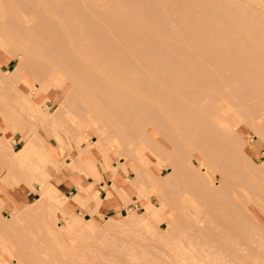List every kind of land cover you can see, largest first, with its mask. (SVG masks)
Returning <instances> with one entry per match:
<instances>
[{
    "label": "rangeland",
    "instance_id": "obj_1",
    "mask_svg": "<svg viewBox=\"0 0 264 264\" xmlns=\"http://www.w3.org/2000/svg\"><path fill=\"white\" fill-rule=\"evenodd\" d=\"M70 1L72 3L74 2L72 4L73 7L77 8V4L75 3L79 4L80 0H68V2ZM91 1L94 4L97 3V6L103 5L100 0ZM209 1L210 5L214 7V9L216 8L217 10L218 8V12L221 11L220 16H222V18L225 20V22L217 24V26L219 25L218 29L220 31H224L227 26L228 29L225 31H228L233 26L235 28H232L233 30L231 31L232 33L236 31V36H233L238 39L239 37H237V35L241 36L245 33V35L241 36V40L243 42L239 41L238 39V43L237 41H232V38L234 39V37H232L231 40L228 39L230 42L240 45L244 43V41L250 42L252 39L254 42L253 48H255V46L259 47L262 44L263 40L259 41L258 39H261L259 37V32L264 31V25H261V22L259 23L260 20L264 19V0H255L251 4L249 2L247 3L246 0ZM209 1L206 0V2ZM56 2L58 3L60 1L53 0V3ZM99 3H101V5ZM80 4H82V2ZM212 4H214V6ZM78 6V9L82 7V5L81 7L80 5ZM119 6L120 0H112L111 4H105L103 7L105 11L104 13L106 14V12H109V14H106L107 16L109 15L108 17L116 16L114 13ZM218 12L216 15L220 17ZM223 12L225 15L222 14ZM198 15L200 17V15L202 16L203 13L200 12ZM216 15L214 14V16ZM2 16H0V18ZM116 18H118V16H116ZM226 19L232 24H227L228 21ZM241 20L243 22H241ZM252 20H254L255 23ZM244 22L250 23L245 25ZM201 24H203L204 28L206 26L204 24L207 23ZM210 26L211 25L209 24V27ZM217 26L216 24H213V26H211V29L212 27L213 29H210V31H219ZM221 26L222 28H224V26L226 27L223 30ZM237 32H240L241 35ZM11 36L12 35L7 34L8 39H6L8 41L10 39L12 40V38H10ZM243 37H246V40L243 39ZM6 39L0 34V71H3L4 73H8L9 70L14 69L16 65V58L13 57L12 50H10L12 48L11 46H14V42L12 43L11 41L10 44H12L10 45ZM228 40L224 39V42L222 43L223 45L221 46L225 47V41L227 42ZM9 50L11 53H9ZM62 57L63 55L60 53L59 58L61 59ZM59 58L57 53L54 55L53 60L57 59L58 61ZM67 66L68 65L65 64L64 68ZM53 67L50 68L51 72H49L48 69L45 71V74L43 73L44 75H42L43 78L45 75L47 76L46 79L44 78L45 96H39L37 94L36 90L41 88V81L39 80L38 75H36L33 70H25L24 66H22V63L20 64L19 70H16L17 73L13 80L0 78V127L4 128L5 134L7 133V139L10 142H8V146L10 145L11 149L17 150L26 144L25 136L28 135L29 131L34 125L36 126L39 135L36 136V140L34 139L35 141L29 142V148H32L31 151V148L29 149V152H38L41 148L43 149L45 147L51 148V145L57 147L58 144L61 145V141L71 145L70 150L67 149L63 154H59L57 156V167L48 162V160L51 158V154L47 153L46 160L41 159V161H37V168L34 169V171L30 170L28 167H25L17 158L8 159L6 152L0 149V264H214L215 261L212 260L215 257L226 259V262H222L221 264H244V262L246 264V259L247 264H251V262L252 264H255L256 261V264H264V245H260V247L258 246L259 242H254L256 238L258 240V236L260 238L264 236V231H262L264 230V208L263 205H261L263 209L260 205V208L257 206V203L260 202L261 204L262 201L264 202V199L260 201L258 198V202H256L257 197L261 196L260 198H263L264 196V192H259L261 190L264 191V186L263 184L261 185V181H264V176L262 177V180L259 179V181L261 180L260 182L257 181V178L254 180L255 184L253 183V185L256 186L257 184L259 186L260 184L263 186H257L256 188L260 189L258 191L248 187V192L246 189L247 186L244 190V185H241V187L239 185V191L244 193L240 194L245 195V198L239 196L240 194L237 193L236 187L238 186L234 187V191L236 190V193L234 192L235 202L240 207H248L251 210L255 220L258 222L259 229L261 230H257V232H255L253 228L255 227L256 230L257 224L254 221L253 224L250 223L252 220H248V217L245 216L247 220H244L245 218H243L242 220L244 222L242 221V223L244 226V223L248 225L252 224L251 226L255 225L253 228L251 227V229H247L248 231L251 230V232L253 230V232H248V234L247 231L244 232L245 230H241L242 232H240V234L235 233L234 235V231H230L231 229L228 231L226 230L229 227H226L225 229L220 224L222 222H220L218 218L219 216L221 218L222 214L217 215L212 209L213 214L211 213V217V214L207 209L209 206H207L205 202V204L203 203L204 205H202L203 201L200 202L194 194L191 195V191L194 190V193L195 187L197 185V180L194 175L195 173L193 172L196 170L195 168H197L199 163L205 162L206 156L207 158L209 156L212 157L211 151H208L210 152L208 155L204 154L205 156L203 153L200 155L201 153H198L196 149L193 150L194 153L191 151L192 149H189V151H187V155L185 154V156L182 155V152L177 153V151H175L173 155L175 158L181 157H178V154L182 155L181 158L183 161L180 162L181 160H178L180 167L183 164L184 165L181 168L178 167V172L180 171L181 173L176 171L177 173L173 174L172 168L168 169L169 165L167 161H170V157L168 158L162 154H160V156L157 154L156 156L154 154V149L156 148L153 147L158 146V144H162L166 149L170 150L172 145H170V141L174 140L175 137L180 135H178L174 129L171 130V134L175 137L173 139L172 136L169 137L171 140L169 139L170 141L168 143V140L162 135L163 133L158 131V125L155 129V124H152L151 122L147 123V120H143L142 123H134L133 126H131L132 122L130 123L127 121L128 127L131 126L132 130L135 129L132 131L133 133L131 132L129 137L125 139L128 147L131 143H133V145L131 144V147L129 148H133L132 146H134V144L136 146L133 150H131V152L133 151V155H129L128 153H130V150L128 151L126 143H122L123 140L121 139H123V137L121 138L119 134V137H117L116 133L114 134L111 129L110 130L112 132L108 135V130L107 132L103 131V124L106 125V123L102 124L93 118L92 114L95 115V113H97V108L94 106L95 104L93 106L91 105L93 104L91 103L92 98L89 96L91 95V90L86 86V88H81L84 87V80L79 78L81 80L80 81L79 79H76L77 77H75V80H79L78 82L82 84H79L78 87L81 86L79 90V88L76 87V85H78L77 82L74 85V81H72L73 77H71V79L69 74L67 75V68L63 70L61 69L62 67L59 66H56L54 69ZM47 73H50V75ZM96 73L98 72H95V75L99 74ZM100 74L99 76H101ZM53 82L57 85H55ZM75 89L78 92L75 91ZM78 93L80 95H78ZM83 97H85V99ZM64 98L68 101H66ZM88 98L91 99L87 101ZM74 99H77L79 102L75 101ZM64 100L67 102H65L66 107L64 103L61 104L64 102ZM73 103H75V105H73ZM78 103L80 107H78ZM81 103L85 109L81 108ZM34 108L38 110L36 115L33 113ZM56 108H61L63 110L62 111L60 109L61 113L57 114V121L55 119L57 123H53L47 127L46 125H44L45 127L41 126V121L44 120L42 114L49 116V112L56 111ZM236 108L237 107H233V105H229L225 110L217 111L214 116V122L219 127V130H221L222 134L224 133L221 135L224 137L223 139L220 137V135H216L217 138L220 137L219 139L223 143L221 145V142L219 139H217V142H220L222 149L221 147L218 148L221 151L223 150L225 154L228 152L230 153V149L233 146H231V142L235 140L234 142L240 143V146L243 148L242 149L237 143L241 150H243L242 152L246 154L243 155L247 159L249 158L248 160L257 166V169L255 168L256 171L264 175V113L260 111L261 115L260 113H257L259 116L254 114V119L255 116L257 117V120L253 119L255 122L248 118L250 121L252 120L251 122L253 123H251L248 121V119L246 120L247 116L241 113L239 108ZM11 109L13 112H11ZM85 111L90 113L89 116L91 117V121L85 118V116L88 114ZM79 112H81V114ZM62 115L65 120L62 118ZM21 121L25 124L22 132L18 130V127L22 124L20 123ZM86 121L89 122L86 123ZM246 121L250 123L248 124ZM123 124L126 125V121ZM138 126L139 128H137ZM141 126H143V128ZM255 127L256 130H258L257 132ZM72 128L74 130L79 129L77 130L79 133H77V131L74 132ZM235 131L237 134L235 133L236 136L231 139V135ZM139 132L144 133L140 134ZM99 133L104 134V137H109L112 134L113 138L109 137L106 142H103L104 140H101L103 139V135H101V137ZM74 134L76 135L75 137ZM137 134H140V137ZM165 134L167 133L165 132L164 135ZM168 134H170V132H168ZM142 135H144V139L141 137ZM145 136L148 138L149 136H152L154 138H151L150 140L147 138L146 140ZM140 138L142 139L139 140ZM225 138H227L226 141ZM98 140L99 142L97 143ZM228 141H230V145ZM217 142L215 145L218 146ZM32 143L34 146H32ZM225 144L226 147L229 148V151L227 149L224 151L226 148H223ZM69 145L65 146L70 148ZM85 146L86 149H82L85 148ZM103 146L104 148H102ZM87 147L88 149L93 148L90 153L91 157L85 158L88 157L85 156L82 160L84 161L85 159L86 162L80 161L81 155L78 158V151L82 150V153L84 150H87ZM214 148L215 151L212 150V152L214 151L215 153L218 150L216 149L217 147L214 146ZM125 151H128V153H125ZM190 151L192 153H189ZM221 151L218 152L222 154ZM164 158L166 160H164ZM202 158H204V160ZM208 159L211 161L213 158ZM88 161L89 163H87ZM240 161H242V159H240ZM87 165L93 166L96 169V172H98V176H94L90 173V171L86 170ZM188 167L190 168V171L193 169L194 170L190 172ZM214 170L211 171L212 175L219 178V173L215 172L218 170ZM185 171H187V173ZM259 173L258 175L261 176ZM259 176L257 177L261 178ZM115 178L120 179L121 182H116ZM53 181L62 187V191H59L57 185ZM49 182L53 185L49 200H46L45 202L42 201L43 203L41 204L37 203L38 201L35 200L39 198L40 185H47ZM79 182L80 184L86 183L89 186L88 191L90 195L96 194L95 198L99 201L98 204H100L97 209L95 208L94 200L90 197L88 201H83L82 203H77L74 200L73 195L76 193ZM149 183L154 186L152 187L149 185ZM238 184H240V182H238ZM159 187L163 189V192ZM172 187H177V189L182 187L181 193L178 194H182L183 196L180 197L179 195L178 197H175L178 195L176 193L177 189L174 190ZM167 188L170 189L172 193L170 190H167L168 192H166L165 190ZM190 189L193 190L189 191ZM232 189L233 188H231V190ZM165 192L166 195L162 194ZM252 193L253 197H256L255 199H253V197L250 198ZM256 194L258 195L256 196ZM162 195H165L163 198H167L166 201H162ZM171 195L175 196L173 197ZM183 197L186 199L185 202L183 201ZM246 197L248 200H245L247 199ZM101 198H103L102 201ZM55 200H57L58 204H61L60 206L63 205L65 208L62 209L61 207L56 206L57 202ZM102 202L105 203L104 206L102 205ZM166 202L168 203L166 204ZM18 204L19 206H17ZM146 204H148L151 209H148L145 212ZM174 210H176L177 213ZM131 214H136L135 216H138V218L123 220V216ZM209 217L214 218L213 220H216L217 218L219 220L217 221L219 222L220 227H215V225L214 227L216 229L211 227L213 224L210 226L211 222L209 221ZM68 218L69 222H73L72 224H68ZM108 218H110L112 221L108 222ZM206 220L210 223H207ZM248 225H246L244 228H246ZM134 228L135 230H133ZM220 231H222V233ZM261 231L263 232V235ZM243 232L246 233L245 236L247 238V234L249 235V240L244 236ZM254 232L258 236H254ZM257 233H260L261 236ZM238 235H240L242 238ZM260 238L259 240H261ZM242 239L243 241L246 240L247 242H243ZM238 241H241V243ZM248 241L251 244H249ZM235 242L239 244L236 245ZM214 245L217 247L219 245L220 249L217 247L214 249ZM243 246H246L247 249L246 252L245 248L244 251L242 250L243 253L245 252V255L241 253L242 251L240 252V250L236 249H243ZM234 247L236 248L234 249ZM233 250H235V253H240L236 254L237 256H235L233 254ZM230 251L232 252L231 254L233 256L229 254ZM253 252L255 254H253ZM66 254H69L68 258ZM242 254L243 256L239 257V255ZM248 254L251 257H247ZM64 255H66V257ZM18 257H22L21 262L17 261L18 259L16 258ZM38 257L45 262L40 260ZM181 259H183V261Z\"/></svg>",
    "mask_w": 264,
    "mask_h": 264
},
{
    "label": "bare ground",
    "instance_id": "obj_2",
    "mask_svg": "<svg viewBox=\"0 0 264 264\" xmlns=\"http://www.w3.org/2000/svg\"><path fill=\"white\" fill-rule=\"evenodd\" d=\"M58 1L60 2L53 3V0H0V14H1L0 16H2L3 14V16L0 18L1 19L0 34L5 39L6 38L8 39L7 34L12 35L10 37L12 38V40L11 39L9 41L7 39L6 40L9 42V44L11 41L12 43L14 42V46L12 45L11 46L12 48L10 50H12L13 57L16 58L15 68L9 70L8 73H4L3 71H0V78L13 80L14 76L17 73L16 70H19L20 64L22 63V66H24L25 70L27 69L33 70V72L36 75H38L39 80L41 81V88L37 89L36 91L39 96H45L44 80L46 79L47 76L45 75L44 77L45 79L42 76L45 74V71L49 69L48 71L51 72L50 68L53 66H54L53 69L56 66L62 67L61 69L63 70L67 68L66 69V71L68 72L67 75L69 74L70 78L73 77L72 81H74L73 82L74 85L77 82L78 85H76V87L79 88V90L81 86L80 87L78 86L81 83H79L78 81L80 79L84 80V84H83L84 87L81 88L87 87L91 90L90 91L91 95L89 96H91L92 99L88 98L87 101L91 99V103L93 104H91L90 101L89 103L92 106L95 104L94 106H96L97 108V113H95V115L92 114L93 118H95L97 121L101 122L102 124L106 123V125L103 124V131L107 132L108 130V135L113 131L114 134L116 133L117 137H119V135L121 136V138L123 137V139L120 138L121 140H123L122 143H126L125 139H127L130 133L133 130H135V129L132 130L131 126H133L134 123H138V122L142 123L143 120L145 121L147 120V123L151 122L152 124H155L154 126L156 127L153 126L155 129L157 128L158 125L159 126L158 131L163 133L161 134L168 140V141L166 140L168 143L171 140L169 137L172 136V139L175 137L174 135L171 134V130L174 129L175 132L178 133V135L180 136L175 137L177 139L174 138V140L170 141L171 142L170 145L172 144L171 149L168 150L162 144L161 145L158 144V146L155 145L156 147H153L156 148L154 150L155 152H157V153L154 152V154L156 156L157 154L159 156L160 154H162L168 158L170 157L169 158L170 161L169 160H168L169 162L167 161L169 165L168 169L172 168L173 170L172 173L174 174L178 172L179 170L178 167H180L178 160H181L180 162H182L183 161V159L181 158L182 155L184 156L185 154L187 155V151H189V149L190 150L192 149L191 151L193 153H194L193 150L196 149L198 153H201L200 155H202V153L203 155L204 154L208 155L210 153L208 151H211L212 157L209 156L208 158H213L212 159L213 161L212 160L210 161V159H208L206 156L205 162L199 163L197 165V168H195L196 170L193 172L195 173L194 175L197 180V185L195 187L194 193H193L194 191L193 189L189 190V191L193 190L191 191L192 192L191 195L194 194L199 199L200 202L203 201L202 205L206 203V205L209 206V208L207 209L209 210L210 214L211 213L213 214V211H215L214 213L217 215L222 214L221 215L222 217L220 218L219 216L218 218L220 222H222L220 224L225 229L226 227H229L226 230L228 231L231 229L230 231H234L233 232L234 235L235 233L240 234V232H242L241 230H245L244 232L247 231V233L251 232V230L248 231L247 229H251V227L253 228V226L255 225L253 226L251 225L254 222L257 224L256 226L257 229L255 230L254 227L253 230L255 232H257V230L260 231L261 229H259L258 222L257 220H255V217L253 216L251 210L248 207H240L234 200V196H235L234 194L236 193V190L238 194L243 193L239 191L238 189L239 185L240 187L241 185L242 186L244 185L243 186L244 190L246 186H247L246 188L247 190L248 187H251L250 189L253 188V190H257V191L260 190L256 188L258 185L256 184L255 186L253 185V183L256 178L257 181H259V179L262 180V177L264 175L256 171L257 166H255L253 162H250L248 160L249 158L247 159L244 156L246 154L242 152L243 150H241L242 147L240 146V143L237 142L241 148L237 145L236 142H234L235 140L233 141L234 143L231 142V146L233 145L232 148L233 147L234 148L233 150L232 148L230 149L231 150L230 153L229 152L227 153L226 151L227 154H225L223 150L221 151L219 149L223 144L219 138L222 137L221 135H223L224 133L222 134L221 130H219V127L216 125L213 119L217 111L225 110L229 105H233V107H237L236 109L239 108L241 110V113L247 116L246 120L248 118L253 120L254 114L256 115L257 113L258 114L260 113L261 115V112L264 113V31L259 32V37L261 39L258 40L259 41L263 40L262 44L259 47L255 46V48H253L254 42L252 41V39H251L252 42L244 41V43H242L243 41L241 40L242 39L241 36L245 35V33L241 35L240 32H237L240 33L241 36L237 35L239 39L234 37L233 35L236 36L235 33L236 31L232 33L231 31L233 30L232 28H235L233 26L230 30H228L229 33L228 31H225L226 29H228L227 25H226L227 26L226 29H225L226 26H224V28H222L221 26V28L225 30L220 31L218 29L219 25L217 26V24L223 23L225 22V20L222 18V16H220L221 11L219 10L220 12H218V8L217 10L216 8L214 9V7L210 5L209 0H207L209 2H206V0L205 1L203 0H120V6L116 9L114 13V15L118 16V18H116V16H112V14H111L112 17H108L109 15L107 16L106 14L107 13L109 14V12H106V14L104 13L105 11L103 7L105 6V4L107 5L111 4L112 0H100L103 4L101 5V3H99L101 6H97L98 4L92 3L91 0H82V1L80 0L82 4H80L81 3L80 1L79 4L75 3L77 4V8L73 7L72 4L74 2L73 3L71 1L68 2V0L67 1L58 0ZM246 1L247 3L249 2L251 4L255 0H246ZM78 5H80V7L82 5V7L78 9L79 7ZM212 5L214 6V4ZM200 12L203 13V15L202 16L200 15L199 17L198 14ZM217 12L219 13L220 17L216 15ZM214 14L216 16H214ZM222 14H224V12ZM263 20L259 21V23L261 22V25H264ZM227 21L228 24L229 20ZM243 21L241 20V22ZM252 21L254 22V20ZM201 23H207L204 25H206L205 27H207L208 25V27L203 28V24ZM211 23H213L214 25L216 24L217 29L219 31L216 30L210 31L211 26H213V24ZM244 23L246 25L250 22L248 23L244 22ZM209 24L211 25L210 27ZM240 26L243 27L242 25ZM232 37H234V39ZM231 38L232 41H237V39L239 41H242L239 42L242 44L237 45L234 44V42H230L229 40H231ZM245 38L243 37V39ZM224 39L225 40L229 39L227 41L229 43L225 41L226 43V45L224 44L225 47L221 46L223 45L222 43L224 42L223 41ZM10 50L9 53H11ZM57 53H58V58L60 53L63 55V57L61 59L59 58L58 61L57 59L53 60L54 55ZM63 64L64 65L67 64L68 66L64 68ZM95 72H98L99 74L101 73L100 74L101 76H99L98 73H96L98 75H95ZM48 75H50V73ZM75 77H77L76 79L79 78L80 79L75 80ZM76 89L75 91H77ZM78 95L80 94L78 93ZM85 97L83 98L85 99ZM77 99L74 100L78 101ZM65 100L61 104L64 103L66 107L65 102L68 100L66 101ZM73 105H75V103H73ZM81 106H82L81 108L85 109L82 103ZM78 107H80L79 103H78ZM60 109L56 108V111L49 112V116H45V114H42L44 120L41 121V126L46 125L47 127L49 125H52L53 123H57L56 122L57 114L61 113L62 110ZM13 111L11 109V112ZM37 111L38 110L34 108L33 111L34 115L37 114ZM79 113L81 114V112ZM89 114L90 113H88L87 114L88 117L85 116V118L91 121V117L89 116ZM62 118H64L63 115ZM256 118L257 117L255 116L254 120H257ZM249 119L248 121H250ZM254 120L253 122H255ZM89 121H86V123ZM125 121H126V125L123 124L125 123ZM127 121L130 123L132 122V125L128 127ZM248 121L246 122L248 123ZM20 123L22 124L18 127V130L22 132L25 124L22 121ZM141 127L143 128V126ZM137 128H139V126ZM77 130H74V132ZM161 130H163L164 132ZM257 131L258 130H256V132ZM165 132L167 134L168 132H170L171 135L168 134L167 136V134H165L166 135L165 136L164 135ZM77 133L79 132L77 131ZM139 133L141 134L142 132ZM235 133L237 134L236 131L233 132V134L231 135V139L236 136ZM75 134L74 137L76 136ZM37 135L39 134L37 132L36 126L34 125L29 131L28 135L25 136L26 145L22 149L18 148L17 150H14L11 149L10 145L8 146L10 142L7 139V133L5 134L4 128L0 127V149L6 152V156L8 157V159L17 158L23 164L24 158L30 153L29 149L31 147L29 148V142L35 141ZM101 135H103V139H101L104 140L103 142H106L109 137H112V134L109 137L108 136L104 137V134H100V136ZM216 135H220V137L217 138ZM143 136L144 135H142L141 137L143 138ZM142 138H140L139 140H141ZM147 138L148 137H146L145 139L147 140ZM151 138L153 139L154 137L149 136L148 139L150 140ZM223 138L224 137H222V139ZM217 139H219L221 145L219 141H218L219 143L217 142ZM226 139L227 138H225V141ZM98 142L99 140L97 141V143ZM216 142L218 146L215 145ZM228 142L230 145V141ZM33 143L32 146H34ZM131 144L133 145V143ZM131 144L129 145V147H131ZM126 145L128 151L130 150L131 154L128 153V151H125V153L127 152L129 155H133L132 154L133 151L131 152V150H133L136 147L135 144L134 146H132L133 148H129L127 143ZM214 146L217 147L216 149L218 151H221L222 154H220L218 151L214 153L215 151ZM225 147L226 144L224 145L223 148ZM102 148H104V146ZM82 149H86V146L85 148ZM226 149L228 150L229 148L226 147L224 151ZM31 150L32 148L30 149V151ZM91 150H93V148L88 149L87 147V150H84L82 153H81L82 150L78 151L79 152L78 158L81 155L80 161H83L82 159L85 156H88L85 158H90ZM212 150L214 151L212 152ZM175 151H177V153L182 152V155L178 154V157L181 156L179 157L180 159L175 158L173 156ZM191 151L189 153H192ZM202 159L204 160V158ZM240 159H242L243 163L242 161H240ZM164 160L166 159L164 158ZM238 161L241 162L242 164L239 163ZM83 162H86L85 159ZM87 163H89V161ZM214 169L218 171H215ZM212 170L219 173V178L212 175L211 173ZM185 172L187 173V171ZM258 173L261 176H259ZM257 176L261 178H258ZM238 182H240V184H238ZM262 184L264 186V181H261V185ZM149 185L151 184L149 183ZM261 185L259 184L258 187H263ZM235 186L238 187H236L237 189L234 191ZM52 187L53 185L50 182L47 185L44 184L40 185L39 198L36 199L35 201H38L37 203L41 204L43 203L42 201L45 202L46 200H49V196H51ZM231 188L233 189L231 190ZM160 189L163 192V189L162 188ZM173 189L175 190L177 189V187ZM0 190H1V186H0ZM167 190L170 189L167 188L165 191L168 192ZM177 190H176L177 194L181 193L182 187L178 188ZM166 192L162 194L166 195ZM259 192H264V191L261 190ZM253 193L252 195H250L251 196L250 198L253 197ZM243 194L242 195L240 194L239 196L245 198V195ZM165 195H162V201H166L167 198L166 199L163 198L165 197ZM179 195L180 197L183 196L182 194H178L177 196L175 195L174 196L178 197ZM257 195L258 194H256V196ZM260 197L257 198L255 197L256 202H258V198L260 201L264 199V196L263 198ZM255 198L253 197V199ZM245 200H248V198ZM55 201L57 202V200ZM183 201L185 202L186 199L184 198ZM167 203L168 202H166V204ZM263 203H264L263 201L261 204L259 202L257 203L258 204L257 206L259 207V205L260 206L263 205L264 208ZM57 204L56 206L61 207L62 209L65 208L63 205L60 206L61 204L58 205ZM17 206H19V204ZM148 209H151V207L148 204H146L145 212ZM174 211L176 212V210ZM135 215L136 214L125 215L123 216V220H130L135 218L137 219L138 216ZM245 216L248 217V220L249 219L252 220V222H250L252 223L251 225L244 223L245 226L248 225L246 228H244L245 226L242 223L243 221L242 219L245 218ZM213 219L214 218H210L209 220L211 222L210 226L213 224V226L211 227H214V225L215 227H220L218 222L219 220L217 218L216 220ZM244 220L247 219L245 218ZM107 221L111 222L112 220L108 218ZM67 222L68 224L73 223V222H69V218ZM133 230H135V228ZM262 231L261 233L263 235ZM220 232L222 233V231ZM255 232L253 233L254 236L256 235ZM245 234L246 233H244V236ZM248 234L247 236L249 238ZM257 234L260 235V233ZM262 237L264 238V236ZM262 237L260 238L258 236V240L257 238L256 240H254L253 238L254 242H259L258 246L264 245V239ZM259 238L261 240H259ZM238 242L241 243V241ZM243 242H247V241L245 240ZM239 243H236V245ZM249 244L251 243L249 242ZM215 247L217 246L214 245V249H216ZM217 248L220 249L219 245ZM235 248L236 247H234V249ZM242 248L243 249H239V248L236 249L240 250L241 252L242 250L244 251L246 249V246L245 247L243 246ZM231 251L229 254L233 256L231 254L232 253ZM243 251L241 253H243ZM246 251L247 249L245 250V252ZM239 253L238 252L235 253V250H233V254L235 256H237L236 254ZM263 253H264V249H263ZM243 254L239 255V257L243 256ZM253 254L255 253L253 252ZM66 255L68 258L69 254ZM66 255L64 256L66 257ZM247 257H251V256H249L248 254ZM21 258L18 257L16 259H18L17 261L21 262ZM39 259L42 260L41 258ZM241 259L244 260L243 258ZM181 260L183 261V259ZM212 261H215L214 264H221L222 262L223 263L226 262V259L215 257L213 258ZM246 264H247V259H246Z\"/></svg>",
    "mask_w": 264,
    "mask_h": 264
},
{
    "label": "crops",
    "instance_id": "obj_3",
    "mask_svg": "<svg viewBox=\"0 0 264 264\" xmlns=\"http://www.w3.org/2000/svg\"><path fill=\"white\" fill-rule=\"evenodd\" d=\"M62 138V137H61ZM69 145L68 143L61 141V145L58 144L57 147L51 145V148L49 147H45V148H41L38 152H33V153H29V155H27L24 160H23V165L25 167H28L30 170H33L37 168V161H41V159H45L46 160V154H51V158L48 160L49 163H52L53 165H55V167L58 166V161H57V156L59 154H63L65 150L67 149H71V145H69L70 148H67L65 145ZM26 144H24L22 147H20L19 149H22ZM47 163V161H46ZM69 163V162H67ZM88 167V168H87ZM86 170L90 171L91 174H93L94 176H98V172H96V169L93 166L87 165ZM93 167V168H92ZM116 182H121L120 179H116ZM59 191H62V187L59 186L55 181H53ZM89 186L86 183H81L79 182V184L77 185V189H76V193L73 195L74 196V200L77 203H82L83 201H88L89 197L91 199L94 200L95 202V208L97 209L99 207L100 204H98V200L95 198L96 194L94 195H90L89 191ZM103 200V198H101V201ZM102 205L104 206L105 203L102 202Z\"/></svg>",
    "mask_w": 264,
    "mask_h": 264
}]
</instances>
